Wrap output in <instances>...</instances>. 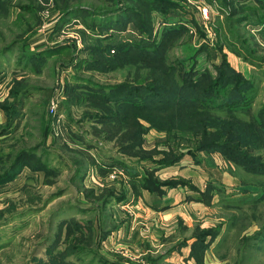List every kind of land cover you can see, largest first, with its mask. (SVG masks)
<instances>
[{"label":"rangeland","instance_id":"rangeland-1","mask_svg":"<svg viewBox=\"0 0 264 264\" xmlns=\"http://www.w3.org/2000/svg\"><path fill=\"white\" fill-rule=\"evenodd\" d=\"M263 113L260 0H0V264H264Z\"/></svg>","mask_w":264,"mask_h":264},{"label":"trees","instance_id":"trees-1","mask_svg":"<svg viewBox=\"0 0 264 264\" xmlns=\"http://www.w3.org/2000/svg\"><path fill=\"white\" fill-rule=\"evenodd\" d=\"M260 1L264 5V0H260ZM5 3H7V2H5ZM69 13H72V12H67V13H65L64 16H67ZM73 13H76V11H74ZM201 32H202V30H201ZM142 61H148V60H142ZM142 76H143V74L141 75V81H142ZM228 76L229 75H226L225 71H222V75H221L222 78L219 79V81L215 82L213 86H211V87H213L212 89L217 88L218 85L221 83V81L223 79H227ZM229 80H231V79H229ZM232 80H233V78H232ZM232 82L234 83L233 87L234 88H238V87H240V82L241 83H244V82L246 83V80L244 78H239L237 81L233 80ZM248 83L251 85L250 82H248ZM189 84H192V82L190 81ZM192 85H194V84H192ZM101 87L99 86L97 88H99V90H104L106 93H104V94L101 93L100 94V92H99V95H102V96H96L98 94V92H96V90H98V89L94 87L93 90H91V89L89 90V94H95V93H97V94L95 96H92V97L89 96V98H95L97 101H103V102H105L107 104L114 103V104H117L118 106L122 107L123 109L129 110V111H131L130 109H133L134 111L135 110H141V109H150V110H154V111H158L159 110V112H164V111H161V110H165V111L168 110V111H170L168 113H154V112H150L149 116H152L153 118H155V117H161L162 118V117L174 116V117L170 118L169 121H177L179 118H181V116H183L184 117V124L186 125V128L185 127H179V129L177 128L178 130L183 131V132L184 131L188 132V113H186L185 111H188V109L193 108V107H206V106L209 107L208 106V100L206 98H202L201 96H199L195 92V91H197V92L201 91V90H198L197 86H195V88L194 87H188V96L182 95V96L177 97V98H168L166 100V104L165 105H164V103L162 104L161 102L160 103H156V101H151V105L149 107L148 106H140V104L137 105L138 107H133L132 104L136 103V100H134L132 102H128L127 99H122V100L116 101L115 99H112V95H115L113 93L116 92L115 88H111L110 86H106V87H102V88ZM235 91H238V90H235ZM200 94L201 95H205L202 92ZM157 97H159V96L156 95V98ZM243 102H245V99H238V96H237L230 103V106L241 107L243 105L242 104ZM18 109H20V108L17 107L16 111L14 112L15 118L20 114V111ZM128 113L129 114H125L124 115L123 113L119 112L118 116H114V117H119L118 126H117V132H119V133H121L122 131L127 132L128 129H129V126L127 124H128V122L130 123V121H132L133 123H136L137 113H134V114H131V112H128ZM263 114H261V116H260L261 117L260 122H264V118L262 116ZM141 118L142 117H139V119H138L139 127H142V122L140 121ZM194 120H192V121H194ZM207 123H208V121L206 122V124ZM179 124H183V123L180 122ZM122 128H124V129H122ZM143 133L144 132H142V134H141L142 136H143ZM211 134H212V132H208V129H207V133L205 134V137L203 139H205V141H213V142L204 143V142H202L203 140H198V141L194 142L195 143V147L197 149H198V146H199V149L223 147V146H220V145H223L222 143L232 144V142H233V137L234 136H233L232 132H228V133H226V136H222V137H213ZM4 136H0V137H2V139L7 138V137H4ZM198 144H200V145H198ZM20 155H22V153ZM233 157L236 160H239V154H233ZM240 160H242V162H244L246 165L248 164L247 167H249L250 162L252 161L250 159L247 160V158L244 157V156H241ZM115 165L116 164H112L111 168L115 169L114 168ZM251 165H255V164H251ZM168 183H170V182H168Z\"/></svg>","mask_w":264,"mask_h":264},{"label":"crops","instance_id":"crops-1","mask_svg":"<svg viewBox=\"0 0 264 264\" xmlns=\"http://www.w3.org/2000/svg\"><path fill=\"white\" fill-rule=\"evenodd\" d=\"M0 140H2V137H0ZM205 262H206V264H208V263H209V259H208V258L205 259ZM211 262H212L213 264H221L220 259H212Z\"/></svg>","mask_w":264,"mask_h":264}]
</instances>
